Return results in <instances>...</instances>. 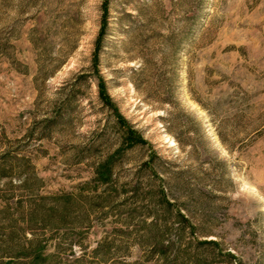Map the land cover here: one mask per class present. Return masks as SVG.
Segmentation results:
<instances>
[{
  "label": "rangeland",
  "instance_id": "obj_1",
  "mask_svg": "<svg viewBox=\"0 0 264 264\" xmlns=\"http://www.w3.org/2000/svg\"><path fill=\"white\" fill-rule=\"evenodd\" d=\"M0 264H264V0H0Z\"/></svg>",
  "mask_w": 264,
  "mask_h": 264
},
{
  "label": "trees",
  "instance_id": "obj_2",
  "mask_svg": "<svg viewBox=\"0 0 264 264\" xmlns=\"http://www.w3.org/2000/svg\"><path fill=\"white\" fill-rule=\"evenodd\" d=\"M105 28L103 25V28L100 31V34L97 38V47H96V51H95V61H94V67H96V63L98 61V56L97 55V51L99 50L101 43H102V38H103V34H104ZM100 98L101 100L110 107V109L113 112L114 115V122H115V126L116 129L118 131V149L115 150L114 153H111L109 155H107L106 158L100 160L98 162V166L96 167L97 173L99 178H101V181L104 184H111L114 181L113 178V169H114V165H115V160L117 159L118 155H122L124 151L126 150H130V149H134L136 148L138 145H145L147 144V140L144 138V136L142 135V133L138 130H136L128 121V119L123 116L122 114H120L117 105L115 103V101L112 100L110 94L107 91V87L104 86L103 83H100ZM155 196H158L160 198L161 201V206L164 207L165 211L170 212L175 210L174 207H172V202L170 201V199L168 198V194L162 189L161 191H158ZM174 215L176 216L175 219H177V221L179 222V227L176 228L178 229L177 232V237L178 234L179 235H183V236H179L176 239V246L182 242L183 239H185L184 234H186V229L188 227V225L190 226V228L196 232V230L198 229V227L192 223V221L190 220V217H188V215L183 214L179 209H176V211H174ZM207 232V231H204ZM203 232V233H204ZM181 233V234H180ZM207 234L209 235L210 232H207ZM194 243L197 244L196 248L193 249H187L188 252L190 254H192V257H196V258H200L202 257V255H204V252L201 251V246L203 245H208L211 246L214 249H218L220 250V242L216 241L214 239H200V236L195 235L194 236ZM180 245V244H179ZM180 249V248H179ZM178 250V248H177ZM176 250V251H177ZM186 250V251H187ZM34 259H38L42 258L40 253L34 254L33 255Z\"/></svg>",
  "mask_w": 264,
  "mask_h": 264
}]
</instances>
